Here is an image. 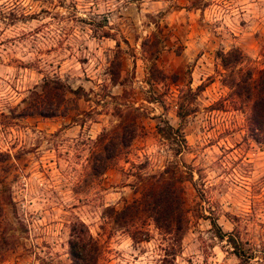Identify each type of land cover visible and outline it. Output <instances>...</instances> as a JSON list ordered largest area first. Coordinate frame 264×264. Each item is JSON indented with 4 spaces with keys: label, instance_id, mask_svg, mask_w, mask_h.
<instances>
[{
    "label": "rangeland",
    "instance_id": "374dc122",
    "mask_svg": "<svg viewBox=\"0 0 264 264\" xmlns=\"http://www.w3.org/2000/svg\"><path fill=\"white\" fill-rule=\"evenodd\" d=\"M230 48L255 78L264 66V0H0V264H68L76 221L103 245L99 264H157L166 241L153 224L147 241L133 242L105 210L139 195L136 173L169 163L192 176L181 184L189 221L172 264H264V142L249 135L247 104L220 79L216 52ZM154 51L180 86L202 87L182 120L170 99L147 101L144 57ZM46 78L83 96L65 92L54 116H19L21 99ZM123 102L138 108L136 136L97 174V137ZM163 119L181 129L179 154L156 134ZM208 216L248 259L214 236Z\"/></svg>",
    "mask_w": 264,
    "mask_h": 264
},
{
    "label": "trees",
    "instance_id": "16d2710c",
    "mask_svg": "<svg viewBox=\"0 0 264 264\" xmlns=\"http://www.w3.org/2000/svg\"><path fill=\"white\" fill-rule=\"evenodd\" d=\"M147 42V39L143 41L142 48ZM115 46L118 48V43ZM117 50L119 51V48ZM155 54L156 51L148 52V56L144 57L147 64L144 76L147 85V89H144L147 93V101L158 102L164 107L165 99H170L175 107L176 117L182 120L195 111L193 102L202 87L198 85L192 89L188 85L180 86L177 83V74H167L157 67L154 62ZM216 57L222 69L220 74L222 83L230 89L234 100L241 99L248 106L246 121L249 135L256 142H264V66L253 78L252 69L238 67L242 56L237 49L217 51ZM119 67L120 62L115 61L113 68L108 70L112 84L117 82ZM81 90L80 87L71 89L68 85H63L58 78L43 79L40 84L33 87L27 97L21 99L23 105L17 114L19 116L33 114L54 116L57 111L55 99L59 101L63 99L65 92L80 97ZM117 105L112 113L118 121L109 129H102L97 137L100 149L95 155L97 163L93 167L97 174L104 173L110 166L106 162L119 158L136 136L137 122L131 112L138 108L125 102ZM155 131L158 136L170 141L174 154H179L185 148V139L179 126L173 127L163 119L155 126ZM136 174L139 195L130 202H124L119 209L107 207L105 216L111 224L123 230L133 242L148 240L146 226L148 222H151L166 241L164 247L160 248L162 254L157 264H172L176 248L189 221L184 207L181 184L184 181H191V170L182 169L177 163H169L155 173L143 175L138 172ZM208 218L210 225L214 228V236L219 239L225 238L237 258L248 259L249 254L239 239L230 232H222L214 216H208ZM67 249L68 264H99L105 252L103 245L89 233L87 226L81 221L71 224Z\"/></svg>",
    "mask_w": 264,
    "mask_h": 264
}]
</instances>
